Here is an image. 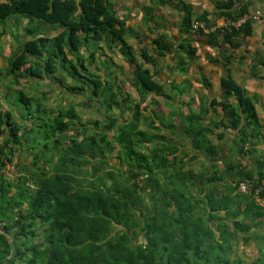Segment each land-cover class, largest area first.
I'll list each match as a JSON object with an SVG mask.
<instances>
[{"label": "trees", "instance_id": "obj_1", "mask_svg": "<svg viewBox=\"0 0 264 264\" xmlns=\"http://www.w3.org/2000/svg\"><path fill=\"white\" fill-rule=\"evenodd\" d=\"M160 1L165 4V0ZM183 6L186 15L181 27L192 30L194 21L201 20L208 30L195 31L204 35L208 44L221 48L228 45V49L220 51L219 61L224 67L234 57L229 51L239 46L238 40L245 41L253 33L251 19L239 26L213 29L209 12L193 19L191 6L186 3ZM215 8L217 17L233 22L249 14L247 0L217 2ZM12 14L59 24L64 30L51 37H37V29L26 27L24 33L32 37L23 41L20 51L9 56L5 73L0 72V81L2 76H11L16 84L20 78L44 79L65 71L82 82L79 86L66 84V89L73 92L89 88L90 100L97 96L105 112L102 120L91 121L88 126L72 106L53 109L41 98L9 87L12 95L17 94L15 100L24 112L21 116L28 121L25 134H19L21 127L13 112L2 107L0 86V167L12 162L9 144L15 145L26 135L30 137L32 130L44 132L46 142L42 151L57 152L52 167L42 168L38 176L35 174L32 187L25 176L16 183L0 178V211L5 216L4 220L0 219V264H240L239 259L229 257L231 247L227 244L226 229L213 226L224 203V193L220 192L219 197L206 196L198 206L185 205L182 188L198 185L197 173L187 169V152L168 142L164 135L153 132L158 130L155 119L147 123L146 130L139 127V122L146 119L141 112V101H133L128 108L130 117L123 119L124 110L114 86L96 70L88 72L91 68L87 58L96 57L95 50L89 53L91 45L98 48L104 42L110 47L111 41L122 45L132 64L135 82L143 93L170 98L155 78L156 68H152L157 63L154 56L166 55L170 48L163 43L164 36L158 34L152 40L153 54L143 47L137 57L127 42L128 36L136 34L126 27L125 19L115 16L108 0H0V20ZM183 46L188 47L192 57L196 48L189 42ZM259 65L264 72V57L255 59L252 74L264 80V74H258ZM107 74L106 71L104 75ZM63 79H59L61 84ZM221 87V99L213 97L203 102L198 111L190 109L185 115L184 133L189 138L186 151H191L195 158L204 156L205 166L213 169L211 176L205 178L207 183L228 180L237 183V189L243 181L261 183L264 160H253L251 168L241 164L257 152L255 129L261 126V120L252 96L231 74L221 77ZM173 89L179 93L178 88ZM6 96L10 106L16 104L9 92ZM114 104L120 111L117 116L110 114ZM216 107L221 109L226 121L204 122L205 116ZM225 129L238 137L233 150L235 162L225 164L230 174H237L238 178L229 179L219 167L222 161L212 136L222 140ZM71 131L72 136L68 134ZM53 136L61 140L53 139L48 144ZM154 140L163 142L151 147ZM115 160L128 166V177L116 172ZM36 161L34 157V164ZM160 171L167 173L164 187L158 178ZM141 176H147L153 183L151 199L140 192ZM14 189L17 195L13 194ZM240 193L239 197L248 198L250 214L254 216L260 209L264 210L251 194ZM144 207L149 210L143 219L136 208ZM222 210L229 212L234 228L243 234L247 226L237 213L228 207ZM14 228L17 237L26 238L22 243L24 250L17 258L13 257L9 238ZM139 236L143 237L140 242Z\"/></svg>", "mask_w": 264, "mask_h": 264}, {"label": "crops", "instance_id": "obj_2", "mask_svg": "<svg viewBox=\"0 0 264 264\" xmlns=\"http://www.w3.org/2000/svg\"><path fill=\"white\" fill-rule=\"evenodd\" d=\"M108 1L112 4L115 16L125 19L126 27L131 28L136 34L127 37V42L132 46L134 55L140 57L143 47H146L148 52L153 54L154 45L152 40L158 34L164 36L163 43L170 45L166 55L157 56L154 54L157 63L156 66H152L157 71L155 78L163 84L165 92L171 96L170 98L155 93H143L139 89L135 82L132 64L124 54L122 45H116L114 42L109 41L111 46L105 47V54L100 55V57H98L97 49H101L103 42H100L98 48L94 44L91 45L89 53L95 50L96 57L93 62L96 63L95 67L99 68L98 73L103 74L105 77H103V80L114 86V91L118 94V100L121 101L124 110L122 118L128 119L130 117L128 108L133 101H141V112L146 119L139 122V127L146 130L147 123L149 124L152 119H155L154 125L158 126V130L153 132L164 135L168 142L183 150L187 148V142L189 141L184 133L185 115L188 114L190 109L198 111L203 102L205 103L213 97L221 99L223 94L221 77L231 74L244 88V91L252 96L261 120V126L255 129L258 136L256 139L257 152L242 160L241 164L248 165L251 168L253 167V160H264V80L252 74L255 59L264 57V18L253 19V33L247 36L245 41L238 40L239 46L237 48H229L231 49L229 52H233L234 57L230 64L224 67L223 63L219 61L220 51L222 48L228 49V45H223L221 48L208 44L204 35L194 29L188 30L181 27V22L186 15L183 6V3H186L191 6L193 19L199 18L204 12H209L210 19L214 21L213 27H221L225 24V19L215 15V6L217 2L227 0H165V4L160 0ZM247 1L249 13L264 12V0ZM25 28L23 27L24 32ZM63 30L64 27L59 24L45 22L43 30H38L36 36L51 37ZM31 37L32 35L27 34L25 39ZM188 42L196 48L192 57L188 54V47L183 46ZM103 70H106L108 74L104 75ZM258 74H264L261 65L258 66ZM174 86L178 88L179 93L174 91ZM92 100H97L99 103V99H94V96ZM161 109H163L165 116L161 115ZM110 111V114L115 116L120 112L115 104ZM222 113L221 109L216 107L205 116L204 122L212 121L214 123L220 119L226 121ZM224 132L222 140H218L215 135L212 136L214 144L218 145L219 148L218 155L222 156V160H225V162H219L220 164L235 162V157L232 158L230 154H233L238 140L233 131L225 129ZM162 142L163 140H154L150 146L159 145ZM218 142L221 144H218ZM225 143L230 144L229 147H232L230 152L223 153ZM221 159L219 158L220 161H222ZM221 169L224 170L223 167ZM225 171L229 179L232 177L238 178L237 174H230L226 166Z\"/></svg>", "mask_w": 264, "mask_h": 264}, {"label": "rangeland", "instance_id": "obj_3", "mask_svg": "<svg viewBox=\"0 0 264 264\" xmlns=\"http://www.w3.org/2000/svg\"><path fill=\"white\" fill-rule=\"evenodd\" d=\"M44 24L45 22L40 19L21 14H12L8 18L0 20V72L3 71V73H5V69L8 67L9 56L14 52L20 51V47L26 38L23 27L42 31ZM101 46L103 49H97L98 57L105 54V47L107 48V45L104 42ZM87 64L90 65L91 68L90 71L88 70L89 73H92V71L95 70L98 72L99 68L95 67L96 63L93 62V58L88 57ZM103 71L106 72V70ZM82 72L84 73L85 71ZM63 76H66L65 79H63ZM59 79H63L64 84H61ZM66 84L79 86L82 85V82L81 80L72 78L65 71H58L54 76L46 77L44 79L20 78L16 84L13 82L11 76H2L0 81V86L2 87V107L4 110L9 109L13 112L14 119L17 120L21 127L19 134H22L23 132L25 134L24 130L27 127L28 121H25L21 116L24 112L19 103L15 100L17 94L12 95L13 92H11V94L10 90L7 89L9 87L23 89L31 96L41 98L47 106H50V108L53 109L59 107L69 108L72 106L76 110L81 121L88 126L91 121L95 122L104 118V107L98 105L97 100H90L91 91L89 88L85 91L75 90L72 92L66 89ZM8 92L10 94V99H14L16 102L15 105L10 106L8 104L6 99ZM42 93L46 95L43 96ZM94 99L99 98L94 96ZM102 103L105 104V101L103 100ZM161 110V115L163 114V116H165L163 109ZM42 133L44 132L40 129L32 130L30 137L29 135H26L15 145L11 143L9 144V147L12 148L13 152L11 155L12 162L6 163L5 166L0 167V178L3 177L10 182L16 183L21 176H25L29 181L28 186L32 187V180L35 174L38 176L42 168L47 170L52 167L56 160L55 156L57 152L49 153L42 151V147L46 142V140H43ZM68 134L71 136L74 135L73 131ZM53 139L61 140V138L53 136L48 140V144H50ZM219 142L218 144H221ZM229 146L230 144L228 143L224 144L223 153L226 151L230 152V148L232 147ZM183 150L184 153L187 152L186 154L189 156L186 164L187 169L188 171L197 173L196 179L198 180V185L190 187L184 186V188H182L185 194L182 202H184L185 205L198 206L202 203L201 199H205L206 196H209L210 198L211 195L219 197L220 192H223L225 200L224 203L220 205L221 209L217 212V217L214 219L213 226H222L226 229V235L229 238L227 244L231 247V251L229 252L230 259H239L240 264H264V210L260 209L258 212L254 213V216L250 214L248 203L246 201L248 198L239 197L241 193L238 191L236 186L237 183L235 182L232 183L228 180L222 181L219 179L215 180V182L207 183L205 178L206 176H211L213 169L211 167L209 168L207 165L205 166V157L202 156L200 158H195L191 151H186L187 148ZM230 155L233 158L234 154ZM34 157H37L36 164H34ZM218 158L221 159L222 156L220 157L218 155ZM115 161L117 163L115 164L116 172H120L121 175H123V178L128 177V166L121 165L118 160ZM223 161L225 162V160H222V162ZM224 165L225 164H221L219 167H223L225 171ZM235 171H237V165L235 166ZM166 174L167 173L164 171L159 172L158 178L162 187H164L163 182L166 180ZM191 176H193V174ZM146 177L147 176H141L138 179L141 186L140 192L144 194L145 198L151 199L153 183ZM85 181L87 182L88 178H85ZM202 182L204 185L201 184ZM213 191H215L214 194ZM13 194L17 195L18 191L14 189ZM223 207H228L232 209L233 212H236L239 220L244 223V226H247L243 234L234 228L232 219L228 217L229 212L222 210ZM23 208L25 209V206H23ZM136 210L138 215L144 219L146 214H148L149 207L136 208ZM0 219H5V216L1 211ZM15 231L16 228L13 229V233L10 234L9 238L13 245V257L17 258L22 250H24L22 243L26 238L17 237L14 233ZM142 239V236L138 237L139 242L142 241ZM134 243L135 242H133V244ZM21 264L25 263L22 262Z\"/></svg>", "mask_w": 264, "mask_h": 264}, {"label": "built area", "instance_id": "obj_4", "mask_svg": "<svg viewBox=\"0 0 264 264\" xmlns=\"http://www.w3.org/2000/svg\"><path fill=\"white\" fill-rule=\"evenodd\" d=\"M258 18H264V12L262 11H257L254 14H245L239 21L233 22L230 20H225V24L221 27H228V25H233V26H239L240 24L244 23L247 19H258ZM193 29H203V30H208L205 26V22L201 20H195L193 23ZM215 29V27H213ZM238 190L243 193H248L251 194L255 201L260 204L261 206L264 207V178L261 179V183H257L256 181L251 182V181H243L239 184Z\"/></svg>", "mask_w": 264, "mask_h": 264}]
</instances>
